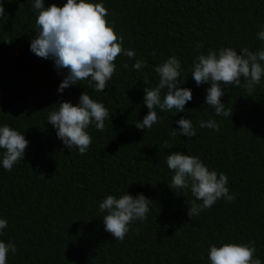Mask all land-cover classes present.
<instances>
[{"label":"trees","instance_id":"trees-1","mask_svg":"<svg viewBox=\"0 0 264 264\" xmlns=\"http://www.w3.org/2000/svg\"><path fill=\"white\" fill-rule=\"evenodd\" d=\"M65 1L0 0V227L10 264H264V0H205L203 11L190 0H99L120 11L88 39L91 53L121 33L131 6L151 5L150 17L130 15L147 29L187 10L169 50L184 75L158 95L173 122L131 131L144 56L135 53L134 67L93 55L82 81L97 114L88 151L69 145L53 99L48 55ZM216 69L237 79L223 98L230 109L206 93L175 106ZM174 151L193 154L192 167ZM174 169L179 181L166 191L154 180Z\"/></svg>","mask_w":264,"mask_h":264},{"label":"clouds","instance_id":"clouds-1","mask_svg":"<svg viewBox=\"0 0 264 264\" xmlns=\"http://www.w3.org/2000/svg\"><path fill=\"white\" fill-rule=\"evenodd\" d=\"M202 2L203 5L193 4ZM67 3V4H66ZM188 8L205 7V0H190ZM120 9L107 6L99 0H66L62 8L64 16L61 19L60 33L53 31V52L48 58H53V99H55V110L60 121L66 130V138L71 146L83 147L87 144V151L90 149L93 135L98 133L96 125L91 121L97 114L94 112L92 103L94 97L87 93L83 97L82 84L90 87L91 84L82 82L88 79V73L84 68L91 62L93 55L105 56L106 60L112 59L113 66L122 64L127 58L131 59L133 66L138 67L140 62L135 59V53L144 56L147 68L137 74L139 80L133 85L134 95L140 94L139 108L136 115L128 118V128L136 132H148L157 122L159 125L172 123L159 111V92L169 82V78H180L184 72L177 68L181 62L175 55L176 52L169 51L176 43L175 34L184 28L186 12L180 14L177 19L172 17L161 20V16L155 18L158 21L150 29L141 27L142 19H131L130 15L135 12H145L148 17L151 12V5L146 3L142 8L140 5L131 6L127 9L125 20L122 24L121 33H116L114 40L99 44L98 49L92 47L90 52L92 36L103 26L108 25L109 17L115 16ZM199 12V11H198ZM189 26H186V33ZM134 45L133 47H130ZM201 58V56L199 57ZM198 58V59H199ZM213 68H217L220 60L217 56L210 58ZM237 81L229 69H216L205 73L202 80L196 79L187 85L181 93L176 105L201 99L206 93L211 95L213 100L223 109L226 107L223 100L227 89L231 88ZM162 87V88H161ZM103 92L102 81L92 86ZM123 110V107H122ZM177 118V112L172 111ZM177 128V122H175ZM183 135L182 133H179ZM185 139V136H178ZM159 139L166 144L167 138L152 139L160 145ZM127 145V138H120L117 148ZM161 146V145H160ZM175 154L183 153L189 160V167H192L195 157L193 154L183 151H174ZM167 161L165 156L164 164ZM167 178L160 173V179L154 180L165 185L166 191L172 190L175 183L179 181V171L169 170ZM13 253L12 244L0 227V264H10L8 257Z\"/></svg>","mask_w":264,"mask_h":264}]
</instances>
